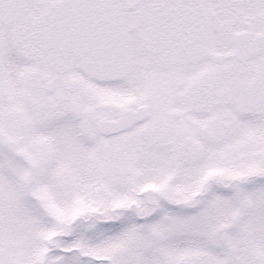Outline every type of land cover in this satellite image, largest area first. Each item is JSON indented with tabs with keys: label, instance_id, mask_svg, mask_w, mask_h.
I'll list each match as a JSON object with an SVG mask.
<instances>
[{
	"label": "snow or ice",
	"instance_id": "1",
	"mask_svg": "<svg viewBox=\"0 0 264 264\" xmlns=\"http://www.w3.org/2000/svg\"><path fill=\"white\" fill-rule=\"evenodd\" d=\"M0 264H264V0H0Z\"/></svg>",
	"mask_w": 264,
	"mask_h": 264
}]
</instances>
